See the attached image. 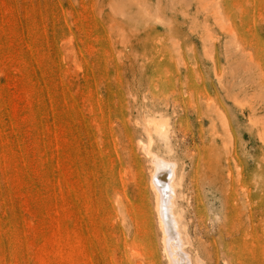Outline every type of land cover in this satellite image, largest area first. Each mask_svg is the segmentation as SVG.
Returning <instances> with one entry per match:
<instances>
[{"label": "rangeland", "instance_id": "obj_1", "mask_svg": "<svg viewBox=\"0 0 264 264\" xmlns=\"http://www.w3.org/2000/svg\"><path fill=\"white\" fill-rule=\"evenodd\" d=\"M145 149L193 264H264V0H0V264H167Z\"/></svg>", "mask_w": 264, "mask_h": 264}, {"label": "bare ground", "instance_id": "obj_2", "mask_svg": "<svg viewBox=\"0 0 264 264\" xmlns=\"http://www.w3.org/2000/svg\"><path fill=\"white\" fill-rule=\"evenodd\" d=\"M147 154L152 156V162L155 166L152 171L151 187L155 194L158 223L162 231L163 252L167 264H193L185 251L186 247H184L180 228L181 215H178L174 210L176 188L173 186L174 173L172 170L170 171L172 167L170 168V165L163 159L153 155L150 150H147ZM173 172L175 171L173 170Z\"/></svg>", "mask_w": 264, "mask_h": 264}]
</instances>
